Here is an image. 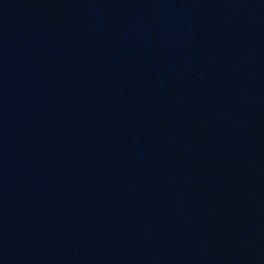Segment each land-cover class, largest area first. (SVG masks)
Segmentation results:
<instances>
[{
  "label": "water",
  "instance_id": "water-1",
  "mask_svg": "<svg viewBox=\"0 0 264 264\" xmlns=\"http://www.w3.org/2000/svg\"><path fill=\"white\" fill-rule=\"evenodd\" d=\"M0 264H264V0H0Z\"/></svg>",
  "mask_w": 264,
  "mask_h": 264
}]
</instances>
